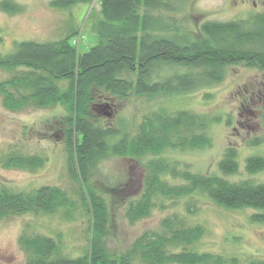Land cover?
<instances>
[{
	"label": "trees",
	"instance_id": "16d2710c",
	"mask_svg": "<svg viewBox=\"0 0 264 264\" xmlns=\"http://www.w3.org/2000/svg\"><path fill=\"white\" fill-rule=\"evenodd\" d=\"M91 0H57L70 6ZM175 0H100L101 16L92 24L98 42L81 53L71 32L57 41H18L11 52L0 53V69L11 72L0 82L6 108L59 105L54 137L67 151L71 177L78 183L72 196L67 190L44 185L13 190L0 185V221L29 213L61 214L73 220L80 211L88 216V245L78 256L67 254L61 235L30 231L27 224L19 241L25 264H264V258L243 261L239 256L199 252L193 246L206 229L192 224L198 212L197 197L207 196L230 210L252 209L253 222L264 223V182L231 180L239 172L238 149L228 147L219 162L220 174L181 168L168 151L202 149L211 144V117L187 109L159 108L146 113L134 126L125 119L114 125L107 116L119 112L131 97L185 95L222 82L236 65L264 71V12L247 18L206 21L183 34L174 19ZM11 13L20 7L1 3ZM120 102V103H117ZM107 115V116H106ZM262 139L253 140L255 145ZM145 159V173L126 202L130 222L146 218L167 200L186 201L185 212L165 216L158 230L146 231L131 247L117 254L107 246L110 207L91 185L101 163L109 158ZM149 157L148 159H146ZM47 157L11 148L0 155L5 168L35 171ZM246 172L264 170V156L246 159ZM179 178L172 183L166 177Z\"/></svg>",
	"mask_w": 264,
	"mask_h": 264
},
{
	"label": "rangeland",
	"instance_id": "374dc122",
	"mask_svg": "<svg viewBox=\"0 0 264 264\" xmlns=\"http://www.w3.org/2000/svg\"><path fill=\"white\" fill-rule=\"evenodd\" d=\"M3 1L20 7L11 13L2 8ZM57 0H0V53L11 52L18 41H57L71 32H78L71 41L81 53L97 44L92 24L101 16L100 0L76 2L70 6L55 5ZM174 19L183 34L191 35L206 21L244 19L264 12V0H175ZM11 72L0 69V82ZM120 103V102H117ZM159 108L187 109L214 119L209 124L208 147L187 151H168L164 154L179 162L181 168L204 174H220L219 162L228 147L238 149L239 172L231 180L250 179L264 182V170L255 174L246 172V159L264 156V71L245 65L228 69L225 79L217 84L185 95L131 97L119 112L108 117L112 124L125 119L131 126L146 113ZM66 114L59 105L48 108L29 107L10 110L0 94V155L16 148L25 153L47 157L43 167L35 171L5 168L0 163V185L13 190H32L44 185L59 186L72 196L78 183L71 177L67 151L57 132L58 120ZM60 121V120H59ZM261 138V144L253 140ZM147 157L146 159H148ZM145 159L109 158L101 163L92 187L107 199L110 207L107 246L117 254L126 252L143 233L160 228L161 220L174 212H185L186 201L167 200L165 208H155L152 214L130 222L125 217L126 202L133 196L145 173ZM172 183L179 178L166 177ZM198 212L189 217L192 224L203 225L204 237L194 244L199 252L239 256L241 260L264 258V223L253 222L252 209L230 210L218 206L205 195L197 197ZM27 224L30 231L57 237L61 235L67 254L78 256L88 245V216L80 211L73 220L61 214L29 213L15 215L0 221V264H25L26 252L19 238ZM133 264H142L137 260Z\"/></svg>",
	"mask_w": 264,
	"mask_h": 264
}]
</instances>
